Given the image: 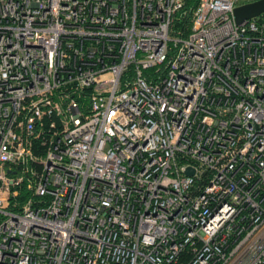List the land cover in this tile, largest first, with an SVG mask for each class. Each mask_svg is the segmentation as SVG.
<instances>
[{
    "label": "built area",
    "instance_id": "1",
    "mask_svg": "<svg viewBox=\"0 0 264 264\" xmlns=\"http://www.w3.org/2000/svg\"><path fill=\"white\" fill-rule=\"evenodd\" d=\"M185 1L0 0V264H264V14Z\"/></svg>",
    "mask_w": 264,
    "mask_h": 264
},
{
    "label": "trees",
    "instance_id": "2",
    "mask_svg": "<svg viewBox=\"0 0 264 264\" xmlns=\"http://www.w3.org/2000/svg\"><path fill=\"white\" fill-rule=\"evenodd\" d=\"M253 1V0H252ZM200 0H186L183 13L177 16L172 33L178 35L181 33L184 37H187L191 31L192 18L195 10L199 5ZM31 195L30 192H27L26 188L23 186L20 188L19 195L14 199L15 203L12 204L11 208H20ZM17 204V205H16Z\"/></svg>",
    "mask_w": 264,
    "mask_h": 264
},
{
    "label": "water",
    "instance_id": "3",
    "mask_svg": "<svg viewBox=\"0 0 264 264\" xmlns=\"http://www.w3.org/2000/svg\"><path fill=\"white\" fill-rule=\"evenodd\" d=\"M236 23L238 25L245 22L247 19L256 18L264 14V0H253L235 7ZM187 174L190 176L194 175V171L189 169Z\"/></svg>",
    "mask_w": 264,
    "mask_h": 264
},
{
    "label": "rangeland",
    "instance_id": "4",
    "mask_svg": "<svg viewBox=\"0 0 264 264\" xmlns=\"http://www.w3.org/2000/svg\"><path fill=\"white\" fill-rule=\"evenodd\" d=\"M248 1H252V0H247V2H248ZM242 2H245V1H242Z\"/></svg>",
    "mask_w": 264,
    "mask_h": 264
}]
</instances>
